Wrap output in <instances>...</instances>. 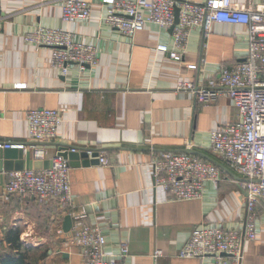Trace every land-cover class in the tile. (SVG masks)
I'll use <instances>...</instances> for the list:
<instances>
[{
	"label": "crops",
	"instance_id": "1",
	"mask_svg": "<svg viewBox=\"0 0 264 264\" xmlns=\"http://www.w3.org/2000/svg\"><path fill=\"white\" fill-rule=\"evenodd\" d=\"M62 1L0 0V142L22 143L32 159L41 161L55 157L53 143L99 150L108 165L69 167L71 205L64 211L32 197L6 195L10 172L0 170V255L11 253L3 240L13 231L27 251V264H81L78 248L63 231L64 218L70 216L72 223L79 219L102 230L108 260L118 259L126 244L123 264H215L209 257L181 259L178 252L198 226L218 224L229 230L242 225L245 179L209 146V134L233 122L236 110L226 97L198 104L176 87L204 83L219 69L243 62L247 28L215 23L208 37L201 28L192 29L177 62L156 49H174L171 29L149 23L128 39L102 21L104 7L98 0H86L92 2L89 19L63 23ZM38 26L93 45L96 67L80 70L70 64L66 75L50 67L49 48L23 41ZM191 65L197 69H188ZM37 108L62 112L54 141L28 138L25 113ZM190 150L221 165L220 182L206 183L199 200H169L154 188L152 163L162 153ZM256 213V239L242 249L248 264H264V203ZM156 251L162 253L159 258Z\"/></svg>",
	"mask_w": 264,
	"mask_h": 264
},
{
	"label": "built area",
	"instance_id": "2",
	"mask_svg": "<svg viewBox=\"0 0 264 264\" xmlns=\"http://www.w3.org/2000/svg\"><path fill=\"white\" fill-rule=\"evenodd\" d=\"M104 7L102 21L132 39L147 24L160 29H172L173 50L158 45L157 51L167 53L180 61L190 31L201 28L205 37L212 24L245 26L248 30L246 59L231 68H221L216 75L201 84L179 83L178 91L190 93L198 104L228 98L236 110V119L209 134L211 151L224 160L234 172L247 182L244 218L240 228L225 229L221 225H201L193 229L178 252L181 259L212 258L215 264H248L242 252L243 244L256 239V207L264 203V0L254 6L236 0H206L189 2L179 0H98ZM178 22L174 25L175 12ZM92 2L63 0L61 21L74 23L91 17ZM23 41L34 48L50 49L49 65L67 74V66L74 64L80 70L97 65L93 45L78 40L65 31L35 27L27 31ZM205 63L204 59L200 60ZM194 71L196 65L187 66ZM20 87V86H19ZM59 110L37 108L25 113L28 138L34 142L54 141L62 124ZM22 143H1V149L24 148ZM101 166L108 165L105 157L98 156ZM154 188L162 189L169 200H199L208 182H220V170L198 156L182 152H166L152 163ZM69 165L61 157L51 159L48 169L12 171L4 186L8 196L32 197L38 203H50L64 211L71 205ZM80 218H84L82 215ZM62 233L61 229L58 231ZM70 245L78 248L81 264H123L128 254L121 245L118 259H106V239L97 226L72 223ZM162 255L154 253L155 258Z\"/></svg>",
	"mask_w": 264,
	"mask_h": 264
},
{
	"label": "water",
	"instance_id": "3",
	"mask_svg": "<svg viewBox=\"0 0 264 264\" xmlns=\"http://www.w3.org/2000/svg\"><path fill=\"white\" fill-rule=\"evenodd\" d=\"M177 16H178V11L175 12L174 25H176L178 22ZM172 29L173 27L171 28V30ZM52 145L57 147V153L55 157H61L63 160H66L68 162L69 167L76 168L79 166L86 167L90 164L92 165L99 164L98 162V156L100 152L99 150L80 149V148H74L68 145L56 144V143H53ZM184 152L188 154L200 156L199 153L192 150L184 151ZM30 155L31 154L29 152L25 151L22 148L20 149L0 148V170L6 172H12V171H22L24 169L42 170V169H48L50 167L51 160H44V161L35 160L32 159ZM217 166L219 168H222L221 165H217ZM245 182L247 181L245 180ZM71 225L72 222L70 216H66L63 222V231L69 232Z\"/></svg>",
	"mask_w": 264,
	"mask_h": 264
},
{
	"label": "trees",
	"instance_id": "4",
	"mask_svg": "<svg viewBox=\"0 0 264 264\" xmlns=\"http://www.w3.org/2000/svg\"><path fill=\"white\" fill-rule=\"evenodd\" d=\"M17 241V232L12 231L4 237L3 242L9 244L8 249L11 253L0 255V264H27V251H22L21 245Z\"/></svg>",
	"mask_w": 264,
	"mask_h": 264
}]
</instances>
